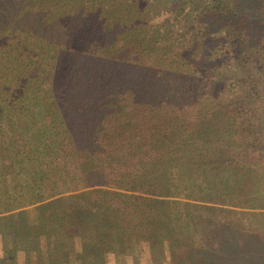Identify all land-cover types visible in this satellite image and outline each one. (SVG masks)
<instances>
[{
  "label": "trees",
  "instance_id": "trees-1",
  "mask_svg": "<svg viewBox=\"0 0 264 264\" xmlns=\"http://www.w3.org/2000/svg\"><path fill=\"white\" fill-rule=\"evenodd\" d=\"M238 208L264 0H0V264H253Z\"/></svg>",
  "mask_w": 264,
  "mask_h": 264
},
{
  "label": "rangeland",
  "instance_id": "rangeland-1",
  "mask_svg": "<svg viewBox=\"0 0 264 264\" xmlns=\"http://www.w3.org/2000/svg\"><path fill=\"white\" fill-rule=\"evenodd\" d=\"M232 213L235 214L234 220L232 221L234 225L237 226L238 224H242L243 221H245V223L248 224L247 234L249 235H247V237H249L250 240L248 241L247 244L251 255L249 259L253 261V264H264V258H262V255H264V208L262 209L238 208V209H233ZM231 234L234 236H239L236 233H231ZM257 238L259 239L261 238L260 247H262V252H263V253L261 252V254H258V252H256L252 248L256 246ZM106 264H118V263H115V261L114 260L112 261V259L110 260L108 259V262H106ZM140 264H146V263L142 259Z\"/></svg>",
  "mask_w": 264,
  "mask_h": 264
}]
</instances>
